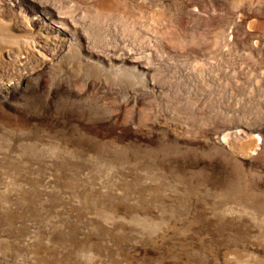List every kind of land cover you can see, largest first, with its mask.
<instances>
[{
  "label": "rangeland",
  "instance_id": "374dc122",
  "mask_svg": "<svg viewBox=\"0 0 264 264\" xmlns=\"http://www.w3.org/2000/svg\"><path fill=\"white\" fill-rule=\"evenodd\" d=\"M17 1L0 0V264H264V0ZM38 10L138 50L160 89L85 86L102 72L32 30Z\"/></svg>",
  "mask_w": 264,
  "mask_h": 264
},
{
  "label": "bare ground",
  "instance_id": "6f19581e",
  "mask_svg": "<svg viewBox=\"0 0 264 264\" xmlns=\"http://www.w3.org/2000/svg\"><path fill=\"white\" fill-rule=\"evenodd\" d=\"M11 8L12 14L15 15L17 19L24 14L21 10L16 9L21 8V5L16 7L15 3L12 2ZM36 14L39 19L32 20V22H29V20L24 17V21L32 30L46 28L47 26L45 23L49 21L50 25L55 29H47V33L52 34L51 37L56 40L55 42L65 48L67 52L75 55L82 65L84 64L102 72L93 79H87L85 81V86L90 84L89 82H93L97 86H109L111 84H108L107 79L115 75L118 77H137L139 80L143 81V89L137 90L153 92L156 91V89H160L158 83L153 78H149L152 66L138 50L131 47H102V44L95 42L88 34V23L86 22L84 28V23L77 15L51 10H44V13L38 10ZM0 33L1 36L2 32ZM65 83H67L66 80L60 78V84ZM42 84L44 83L42 82ZM239 133V130L235 132L236 137L231 143L238 147L241 146L242 142L240 139L243 137L239 135ZM230 134L221 138L222 142H229V138L231 137ZM257 145L258 139H254L253 137L252 140L248 141L245 145L242 144V148L246 154H251L253 150L257 149ZM263 150L262 146V149L259 151L260 157L264 155Z\"/></svg>",
  "mask_w": 264,
  "mask_h": 264
},
{
  "label": "water",
  "instance_id": "95a60500",
  "mask_svg": "<svg viewBox=\"0 0 264 264\" xmlns=\"http://www.w3.org/2000/svg\"><path fill=\"white\" fill-rule=\"evenodd\" d=\"M248 149H251V148H248Z\"/></svg>",
  "mask_w": 264,
  "mask_h": 264
}]
</instances>
